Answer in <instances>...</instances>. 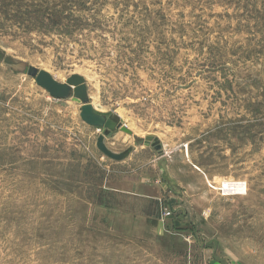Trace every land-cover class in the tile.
Masks as SVG:
<instances>
[{
  "label": "rangeland",
  "instance_id": "obj_1",
  "mask_svg": "<svg viewBox=\"0 0 264 264\" xmlns=\"http://www.w3.org/2000/svg\"><path fill=\"white\" fill-rule=\"evenodd\" d=\"M0 49L131 131L106 157L78 99L0 63V264H264V0H0Z\"/></svg>",
  "mask_w": 264,
  "mask_h": 264
},
{
  "label": "water",
  "instance_id": "obj_2",
  "mask_svg": "<svg viewBox=\"0 0 264 264\" xmlns=\"http://www.w3.org/2000/svg\"><path fill=\"white\" fill-rule=\"evenodd\" d=\"M0 63H3L14 71L26 72L27 75L34 78L35 83L39 87L43 88L54 99H65L68 97L78 99L81 103L79 111L81 120L89 126L103 129V133L96 138V148L103 155L112 160L121 161L130 154V147L121 152H114L106 146L104 139L109 133L117 129L127 134H131V131L121 124L117 115H104L94 110L89 101L87 86L82 76L71 74L64 82H60L53 78L48 71L38 69L18 58L8 55L2 49H0ZM147 139H151V136H147Z\"/></svg>",
  "mask_w": 264,
  "mask_h": 264
},
{
  "label": "built area",
  "instance_id": "obj_3",
  "mask_svg": "<svg viewBox=\"0 0 264 264\" xmlns=\"http://www.w3.org/2000/svg\"><path fill=\"white\" fill-rule=\"evenodd\" d=\"M210 188L217 190L222 196L243 195L247 193V183L240 179H227L219 182L218 185H212L208 182Z\"/></svg>",
  "mask_w": 264,
  "mask_h": 264
},
{
  "label": "crops",
  "instance_id": "obj_4",
  "mask_svg": "<svg viewBox=\"0 0 264 264\" xmlns=\"http://www.w3.org/2000/svg\"><path fill=\"white\" fill-rule=\"evenodd\" d=\"M99 209L101 210L100 212L102 213L103 210H105V212L107 213L108 211L107 210H110V208H108V206H99ZM127 210H124L123 208H120V207H116L115 210H112L110 211L109 213H112L110 217H107L108 215H105V216H100V219H105L106 221H109V219L113 220L114 218L116 219V223L119 222L123 223L124 219L127 215ZM113 213H115V215H113ZM33 257V255H32ZM35 260L38 261V256L35 255L34 256ZM40 260H42V256L40 257Z\"/></svg>",
  "mask_w": 264,
  "mask_h": 264
},
{
  "label": "bare ground",
  "instance_id": "obj_5",
  "mask_svg": "<svg viewBox=\"0 0 264 264\" xmlns=\"http://www.w3.org/2000/svg\"><path fill=\"white\" fill-rule=\"evenodd\" d=\"M45 70V69H44ZM47 71V70H46ZM60 82H64V81H62V80H60Z\"/></svg>",
  "mask_w": 264,
  "mask_h": 264
}]
</instances>
